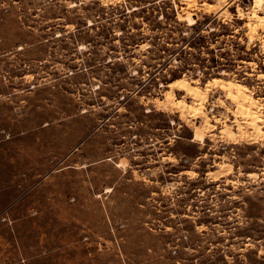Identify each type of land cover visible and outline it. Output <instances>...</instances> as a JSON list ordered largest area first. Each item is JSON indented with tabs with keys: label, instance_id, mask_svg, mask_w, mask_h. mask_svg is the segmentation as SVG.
Instances as JSON below:
<instances>
[{
	"label": "rangeland",
	"instance_id": "rangeland-1",
	"mask_svg": "<svg viewBox=\"0 0 264 264\" xmlns=\"http://www.w3.org/2000/svg\"><path fill=\"white\" fill-rule=\"evenodd\" d=\"M254 1L0 0V264H264V134L209 83L264 118Z\"/></svg>",
	"mask_w": 264,
	"mask_h": 264
},
{
	"label": "bare ground",
	"instance_id": "bare-ground-1",
	"mask_svg": "<svg viewBox=\"0 0 264 264\" xmlns=\"http://www.w3.org/2000/svg\"><path fill=\"white\" fill-rule=\"evenodd\" d=\"M221 1L227 2V0ZM213 10H216V8ZM263 11L264 0H255L249 12L250 20L247 22V27L249 28L250 32L255 34L258 29H262L264 31V15L261 14V12ZM215 12L219 15L223 13V11ZM238 13L240 16H244L245 14V12H243L241 8H238ZM209 83L220 90L226 96V98L235 105L236 113L242 116L244 122L246 123V126L250 128H248L249 131L251 130L250 133H244L242 127L243 123H240L239 120H235L234 122H237L236 126L238 127L236 129L237 132L232 131L231 127L223 130V133L225 135L233 138L234 141H237L238 139L240 140V138L250 141L255 140L258 136L264 134V131L262 129L264 118L259 113L260 104L258 103L257 99L253 98L251 90L246 85L232 80H226L220 77L214 78ZM167 87L169 89L167 90L164 99L160 101L164 108H175L180 112L181 117L187 120L190 118L195 119L200 117H202L203 119L204 117L207 124L204 125V127L208 126L209 116L206 114V111H204V103L207 100V93L210 91L211 85L208 84L206 88L202 89L198 85L191 83L188 79L180 78L170 82ZM175 90L183 93V99L176 98ZM187 99H190L191 101L188 102ZM203 131L204 130L201 131L197 127V130L194 132L195 140L199 139L203 142L205 141V134ZM210 174L211 173L209 172V175Z\"/></svg>",
	"mask_w": 264,
	"mask_h": 264
}]
</instances>
